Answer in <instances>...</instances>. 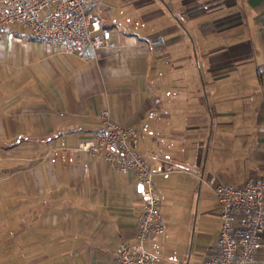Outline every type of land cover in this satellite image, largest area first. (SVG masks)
<instances>
[{"label":"crops","instance_id":"crops-1","mask_svg":"<svg viewBox=\"0 0 264 264\" xmlns=\"http://www.w3.org/2000/svg\"><path fill=\"white\" fill-rule=\"evenodd\" d=\"M88 1L95 59L0 34V263L116 264L136 246L138 177L79 147L108 110L154 173L149 264H206L222 220L213 194L195 221L197 187L264 179V0Z\"/></svg>","mask_w":264,"mask_h":264},{"label":"built area","instance_id":"built-area-1","mask_svg":"<svg viewBox=\"0 0 264 264\" xmlns=\"http://www.w3.org/2000/svg\"><path fill=\"white\" fill-rule=\"evenodd\" d=\"M17 24L35 41L62 48L81 62L95 59L107 47L99 16L88 0H0V34ZM103 129L79 147L122 173L135 174L141 185L135 247H124L116 264H149L144 243L163 234L159 196L149 164L135 150L137 134L99 113ZM222 220L214 256L206 264H264L260 243L264 231V179L252 177L240 187L219 184L213 189Z\"/></svg>","mask_w":264,"mask_h":264},{"label":"rangeland","instance_id":"rangeland-1","mask_svg":"<svg viewBox=\"0 0 264 264\" xmlns=\"http://www.w3.org/2000/svg\"><path fill=\"white\" fill-rule=\"evenodd\" d=\"M209 185L206 182H203L201 187H197V193H196V199H197V206H196V215H195V221L197 219V221H202V219L200 218L202 215V211L204 206L209 208L210 210H213V205H214V196L213 193L211 191V189H209L210 187H208ZM208 189V190H207ZM206 196L209 198L207 199ZM4 208V203L0 202V210ZM207 225V235L208 237L211 236V230L208 228H212L209 227L208 224H210L209 222L206 223ZM4 229H2L0 227V255H1V249L3 247V243L5 241V237L6 234L4 233ZM1 264V263H0Z\"/></svg>","mask_w":264,"mask_h":264}]
</instances>
